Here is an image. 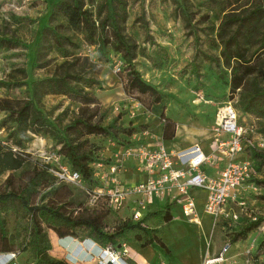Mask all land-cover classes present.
<instances>
[{
  "label": "rangeland",
  "instance_id": "1",
  "mask_svg": "<svg viewBox=\"0 0 264 264\" xmlns=\"http://www.w3.org/2000/svg\"><path fill=\"white\" fill-rule=\"evenodd\" d=\"M55 1L0 0V35L21 43L17 48L0 49V81L8 83L0 86V140L25 158L21 169L0 175V193L24 194L31 204L48 203L73 213L79 209V203L88 209L106 206L103 198L95 201L92 197L95 184L58 181L52 171L61 166L69 167L58 152L59 146L49 136L35 134L27 125L18 126L14 121L12 112L32 96L33 81L66 71L97 78L98 83L85 90L99 100L100 110L106 111L104 122L109 123L120 114L118 124L132 131L131 135L120 132V142L90 135L89 141L103 160L120 157L123 145L163 138L167 124L169 131L173 130L170 139L163 138L167 147L199 143L211 152L216 105L230 101L238 112L239 123L248 127L244 149L235 159L248 158L254 166L260 162V159L250 158L249 146L264 151V115L251 114L244 106L246 95L255 86L264 87V76L260 75L264 70V49H260L262 30L240 38L241 60L254 67L243 90H232V67L240 62L234 58L226 62L221 38H226L235 28V23L231 22L236 16L264 4V0H126L122 32L134 46L132 68L156 90L155 94L141 93L129 84V64L123 56L109 52L108 60L99 61L96 46L84 41L78 31H68L80 44L71 56L51 52L47 65L33 67L40 32L44 26L53 24L49 15ZM102 2L105 0H93L86 5L97 22L105 12L102 7L104 11L98 17L97 9ZM222 21L223 27L219 29ZM229 50L233 51V46ZM115 60L122 62L119 71L114 67ZM37 106L61 128L77 116L80 103L64 95L48 94L37 100ZM211 153V161L215 163H209L206 170L210 167L209 173L215 175L228 157L215 150ZM122 165L121 176L133 180L132 160L126 159ZM45 166L47 175L37 179L28 193H23L31 182L34 168ZM255 171L257 175L241 188L238 201L228 205L229 216L236 215L234 220L224 216L210 220L199 208L201 223H191L177 206L169 209V220L155 206L144 213L142 223L152 228L167 247L166 261L161 260L159 264H199L202 256L216 252L235 228L258 219H261L260 226L264 225V164L259 170L255 166ZM116 213L130 220L129 208ZM2 216L6 220L9 244L15 252L8 264H34L36 258L30 244L28 249L23 247L27 220L21 218L19 203L16 212L9 210ZM48 236L52 244L48 254L65 260L67 248L61 247L59 237L52 230H48ZM74 238L83 241L87 237L78 231ZM258 238L260 241L261 236Z\"/></svg>",
  "mask_w": 264,
  "mask_h": 264
},
{
  "label": "trees",
  "instance_id": "2",
  "mask_svg": "<svg viewBox=\"0 0 264 264\" xmlns=\"http://www.w3.org/2000/svg\"><path fill=\"white\" fill-rule=\"evenodd\" d=\"M236 2L239 0H235ZM93 0H57L50 10L49 21L53 24L42 28L32 66L43 67L49 62L48 55L56 52L62 57H69L80 44L72 39L69 30L78 31L83 34V39L89 44L95 45L98 60H108L109 52L124 57L129 64V84L141 93L155 94L156 90L141 79L138 72L132 68L131 50L134 48L122 32V22L126 0H105L97 9L100 17L97 22L92 11L86 5L92 4ZM103 7V9H102ZM231 23L235 28L226 38H221L222 55L229 63L230 58L240 62L232 67L231 87L232 90L245 89L247 77L253 73L254 67L248 61H242L243 53L240 52V38L257 29L262 30L260 35V49H264V4H259L248 10L242 16H236ZM223 21L219 25L222 29ZM21 43L12 37L0 35V49L17 48ZM233 46V51H230ZM95 66V65H94ZM264 76V70L260 72ZM98 80L92 76L82 73L64 72L61 75H52L37 79L32 83L31 97L24 100L21 106L13 111L14 121L18 126L27 125L30 130L39 135L49 136L56 145L58 152L69 164L71 170L77 171L81 181L87 184H95L94 163L109 162L103 160L97 154V148L89 141V136H103L111 141L120 142V132L131 135V130H125L118 124L120 114L109 123L104 122L105 110H100L99 100L85 88L97 84ZM8 83L0 81V86H7ZM64 95L79 101V111L75 118L63 127H58L54 120L42 113L37 106V100L44 95ZM245 109L251 114L264 115V87L255 86L245 97ZM167 124L163 130V138L170 139L173 130L169 131ZM122 142V141H121ZM127 145V144H126ZM250 158L260 159L256 169L259 170L264 164V151L250 147ZM25 165V158L20 152L13 150L0 140V175L21 169ZM48 167L34 168V175L28 188L23 193L29 192L32 185L43 175H47ZM11 174L8 175L7 179ZM51 187L50 189H52ZM57 189V188H55ZM54 189V191H55ZM19 203L21 218L27 220V227L24 229L26 242L24 249L30 244V249L35 255L34 264H69L63 259L48 254L52 248L48 236V230H52L59 238L66 236L75 237L79 231L87 238L92 239L100 246H110L119 249L125 242H137L142 247L152 246L167 254V247L164 242L155 234L154 230L145 226L141 220L133 222L124 220L107 206L99 209H88L81 207L73 212H66L61 206H54L48 203L31 204L26 195L17 194L13 191L0 193V253L13 252L7 237L6 220L2 213L11 210L16 212V204ZM164 218L170 219L169 208L161 209ZM157 212V210L155 211ZM261 219L250 222L248 225H241L233 230L231 237L226 241L234 243L246 239L249 233L260 226ZM264 256V234L261 235L258 250L255 257Z\"/></svg>",
  "mask_w": 264,
  "mask_h": 264
},
{
  "label": "built area",
  "instance_id": "3",
  "mask_svg": "<svg viewBox=\"0 0 264 264\" xmlns=\"http://www.w3.org/2000/svg\"><path fill=\"white\" fill-rule=\"evenodd\" d=\"M120 60H115L116 71L120 70ZM212 150L228 157L227 162L215 175L206 172L212 153L199 143L174 149L164 143L162 137L146 143H130L121 147L120 157L109 162L94 163L95 189L92 197L103 198L105 205L118 212L123 208L130 209V220L137 222L152 207L159 209L177 206L180 213L188 221L200 223L197 212L198 193L203 192V212L211 219L229 216L228 205L236 203L242 187L257 175L255 166L248 158L237 160L235 157L244 149L243 141L247 136L248 127L239 123L238 112L230 101L216 105L213 119ZM130 159L136 173L144 175L142 181L133 182L124 179L122 162ZM124 172V171H123ZM60 182L80 184L81 177L77 171L67 166L52 171ZM264 234V225L258 226L243 239L245 247L242 251L230 253L232 244L225 241L214 253L204 254L200 264H264V256L255 257L258 250V236ZM61 247L68 249L69 240L82 246V255H72L67 249L65 260L69 264H133L127 257V242L119 249L100 246L90 238L79 241L72 236L59 238ZM67 239H69L67 241ZM15 254L0 253L1 264H8Z\"/></svg>",
  "mask_w": 264,
  "mask_h": 264
},
{
  "label": "crops",
  "instance_id": "4",
  "mask_svg": "<svg viewBox=\"0 0 264 264\" xmlns=\"http://www.w3.org/2000/svg\"><path fill=\"white\" fill-rule=\"evenodd\" d=\"M187 146H189V145H187ZM187 146H184V147H187ZM180 148H183V147H180ZM174 149H179V148H174ZM206 172H211L210 167H209V170L208 169L206 170ZM132 175L135 177L133 180H130V181L138 182V181H142L144 179V175H142L140 173H136L134 171V169L132 170ZM202 195H203V192L198 193L197 212H199V210H200L199 208H202V206H203ZM169 209L172 210L173 209L172 206H170ZM202 215L207 216V218L211 220V218L203 212V208H202ZM198 216H199V220H200L199 213H198ZM191 223H194V222H191ZM200 223H201V220H200ZM200 223H198V224H200ZM258 236H260V235H258ZM258 240H259V238H258ZM242 241H243V239L232 243V246L230 249L231 254H234L238 251H242V249L245 247V244H244L245 242H242ZM61 243H63V242H61ZM72 244H74V245H72ZM87 245H89L88 242H85L84 244H82V246H78L77 243L72 242V243L68 244L67 251L72 255H77V254L82 255V253L80 252V248L84 247L87 249V247H86ZM70 247H72V248H70ZM127 250H128L127 257L130 260V262L133 264H159L161 260L166 261L165 257H164L165 255L162 252H160L158 249H156L152 246L142 247L137 242H127ZM203 256H202V258H203ZM202 258H201V260H202ZM201 260H200V262H201ZM1 263L2 262H0V264Z\"/></svg>",
  "mask_w": 264,
  "mask_h": 264
},
{
  "label": "bare ground",
  "instance_id": "5",
  "mask_svg": "<svg viewBox=\"0 0 264 264\" xmlns=\"http://www.w3.org/2000/svg\"><path fill=\"white\" fill-rule=\"evenodd\" d=\"M89 244V243H88ZM72 245H74V244H72ZM90 245V244H89ZM89 245H87L86 247L88 248L89 247Z\"/></svg>",
  "mask_w": 264,
  "mask_h": 264
}]
</instances>
